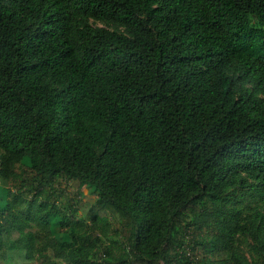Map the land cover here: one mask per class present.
Masks as SVG:
<instances>
[{
  "label": "trees",
  "instance_id": "1",
  "mask_svg": "<svg viewBox=\"0 0 264 264\" xmlns=\"http://www.w3.org/2000/svg\"><path fill=\"white\" fill-rule=\"evenodd\" d=\"M17 167L0 264H264V0H0Z\"/></svg>",
  "mask_w": 264,
  "mask_h": 264
},
{
  "label": "rangeland",
  "instance_id": "2",
  "mask_svg": "<svg viewBox=\"0 0 264 264\" xmlns=\"http://www.w3.org/2000/svg\"><path fill=\"white\" fill-rule=\"evenodd\" d=\"M17 172L20 173V179L16 180L13 183H2L0 185H4L8 188H11L13 191L17 190L18 188H21V183L20 180L21 179H25L27 177V172L25 170H23L21 167H17ZM64 191V193H62ZM54 193L56 196H59V201H67V199L71 196L72 198L74 197V193H75V189L72 186L67 187L64 183H62L60 186L56 185ZM68 194V197L66 198V195ZM83 194H84V198L83 200L93 204L95 199H96V193L95 192H91L89 191L88 188H83ZM74 199V198H73ZM110 218H112L110 226L107 229L106 232V237L104 238V242L108 245V247L111 250V253L115 256H118L121 254L122 252V248L121 247H116L115 244H113L111 241L114 240V232L117 231L119 232V229L121 227V223L119 220H117V217L115 216H109ZM203 234H206L205 229L203 228ZM16 237V235H11L10 236V240L14 239Z\"/></svg>",
  "mask_w": 264,
  "mask_h": 264
}]
</instances>
